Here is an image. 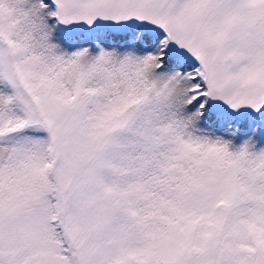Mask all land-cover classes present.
<instances>
[{"label":"snow or ice","instance_id":"snow-or-ice-1","mask_svg":"<svg viewBox=\"0 0 264 264\" xmlns=\"http://www.w3.org/2000/svg\"><path fill=\"white\" fill-rule=\"evenodd\" d=\"M0 264H264V0H0Z\"/></svg>","mask_w":264,"mask_h":264}]
</instances>
